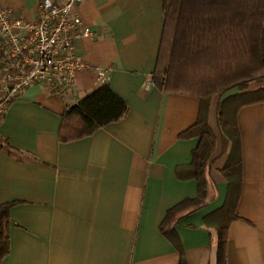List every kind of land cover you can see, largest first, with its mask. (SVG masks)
<instances>
[{"label":"crops","instance_id":"0c3cea01","mask_svg":"<svg viewBox=\"0 0 264 264\" xmlns=\"http://www.w3.org/2000/svg\"><path fill=\"white\" fill-rule=\"evenodd\" d=\"M35 1L0 6L29 20ZM78 11L90 35L73 40L85 64L73 85L57 94L30 85L0 119V204L12 203L0 264H216L217 231L225 225L226 264H264V101L234 109V146L218 124V101L239 91L211 96L205 194L167 237L159 228L166 211L200 190L192 164L200 137L182 136L198 120L200 94L172 68L166 86L152 80L161 0H82ZM100 74L128 111L61 141L62 115L104 83ZM232 202L235 216L226 210Z\"/></svg>","mask_w":264,"mask_h":264},{"label":"trees","instance_id":"16d2710c","mask_svg":"<svg viewBox=\"0 0 264 264\" xmlns=\"http://www.w3.org/2000/svg\"><path fill=\"white\" fill-rule=\"evenodd\" d=\"M161 4L162 43L152 80L159 87L166 86L165 78L175 61L177 65L183 62L185 66L181 67L189 69L187 76L191 74L189 79L201 100L196 124L182 133V136L200 137L199 145L192 152L200 190L195 198H185L166 211L159 228L165 236L171 237L174 224L198 208L205 194L202 173L214 143L206 119L211 96L216 94L220 98L234 88L239 91L218 101V124L234 146H237L232 120L234 109L264 101V86L249 87L252 81L256 84L264 81V0H161ZM201 68L210 69V75L195 74ZM127 111L125 100L108 83H101L65 110L59 139L70 141L88 135L120 120ZM11 205L0 204V261L9 250L7 212ZM234 205L232 202L226 209L232 216H235ZM226 228V225L221 226L217 231L216 264H226Z\"/></svg>","mask_w":264,"mask_h":264},{"label":"built area","instance_id":"2783aa9c","mask_svg":"<svg viewBox=\"0 0 264 264\" xmlns=\"http://www.w3.org/2000/svg\"><path fill=\"white\" fill-rule=\"evenodd\" d=\"M81 1L36 0L29 20L0 6V119L10 101L30 85L42 84L55 94L73 85L85 67L73 40L90 35L80 19Z\"/></svg>","mask_w":264,"mask_h":264},{"label":"rangeland","instance_id":"374dc122","mask_svg":"<svg viewBox=\"0 0 264 264\" xmlns=\"http://www.w3.org/2000/svg\"><path fill=\"white\" fill-rule=\"evenodd\" d=\"M166 50H167V47H166ZM173 65H174L173 66L174 69L172 68L171 70H173L174 73H176L178 71L180 77H183V76L186 77L188 75L189 69H187L185 67H181L182 65L185 66V64L183 62H181V63L178 62V65H177L176 61H175V64H173ZM197 73H198V75L199 74L203 75V77L204 76L208 77L210 75V73H211V70L208 69V68H205V69L201 68V69H199V71H195V74H197ZM190 76H191V74L189 76H187V77H190ZM206 79H208V78H206ZM257 85L264 86V81H262L260 84H256V82H254V81L249 83L250 89L256 87ZM236 90L237 89H235V88H234V90H231V91L228 90L225 95L229 94L230 92H236ZM225 95H223V97Z\"/></svg>","mask_w":264,"mask_h":264}]
</instances>
